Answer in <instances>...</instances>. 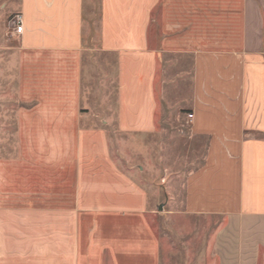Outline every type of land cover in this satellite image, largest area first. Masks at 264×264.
<instances>
[{"label": "crops", "instance_id": "crops-1", "mask_svg": "<svg viewBox=\"0 0 264 264\" xmlns=\"http://www.w3.org/2000/svg\"><path fill=\"white\" fill-rule=\"evenodd\" d=\"M262 7L0 0L18 104L0 156V264H163L162 187L169 216L208 224L194 264H264ZM98 67L115 71L112 113L92 98ZM183 134L184 170L147 151Z\"/></svg>", "mask_w": 264, "mask_h": 264}, {"label": "rangeland", "instance_id": "rangeland-1", "mask_svg": "<svg viewBox=\"0 0 264 264\" xmlns=\"http://www.w3.org/2000/svg\"><path fill=\"white\" fill-rule=\"evenodd\" d=\"M260 2L263 6L262 8L264 14V0H260ZM12 19L13 17L8 20L10 24ZM11 29H13V27ZM12 31L13 30L7 32V37H13L11 35ZM12 61L13 59L11 58L10 54L6 52H0V156L12 154L15 146V114L18 104L15 97L16 82ZM105 63L106 61L104 64ZM95 76L97 79L93 83L94 89H92V95L94 96L92 98L94 99L96 97V102L101 101L103 103H99L101 104L99 106H105L104 108H108L105 110H108V113L109 111L112 113L111 111L115 105L116 98L114 68L108 67V69H104L98 67V73H96ZM115 130L116 129L113 128V131H111L112 138L115 142L117 140L120 142L125 140L126 142H129V140L125 139L119 133H115ZM160 140L157 139V142ZM153 141L154 140H152V142L147 145L149 148L147 151L151 154L155 153L157 156L160 154L163 155V163L161 164L163 168L165 166L173 167L175 164H177L179 171L184 170V168L187 165L189 166L194 160V156H191L192 154H190L194 151L191 147L192 144L190 145L185 134L181 135V137L178 136L172 139L168 138L163 144H157ZM130 148L133 149L131 145ZM175 154L179 155V160H169V156L172 155L173 157ZM134 163L136 164L138 162L136 160L131 161V164ZM165 174H167V171H164L163 169L162 172L158 174V177L161 175L164 176ZM157 183H160V179ZM163 188L168 187L161 188V201L163 202L161 212H165V214H162L161 220H157V227H159V232L161 233L163 240V264H194L193 258H197L195 257L196 253H200L204 249L203 245L206 241L208 224L202 222L199 219L197 221H183L181 219H175L169 216L168 212H170V208L168 207L164 209L166 206L167 190ZM174 188L176 189L177 187ZM177 205L178 206H176V208H180V204Z\"/></svg>", "mask_w": 264, "mask_h": 264}, {"label": "built area", "instance_id": "built-area-1", "mask_svg": "<svg viewBox=\"0 0 264 264\" xmlns=\"http://www.w3.org/2000/svg\"><path fill=\"white\" fill-rule=\"evenodd\" d=\"M11 26L13 27V33L15 34H21L23 31V17L22 15H16L11 20ZM193 114L188 115L189 122H192L193 120Z\"/></svg>", "mask_w": 264, "mask_h": 264}]
</instances>
